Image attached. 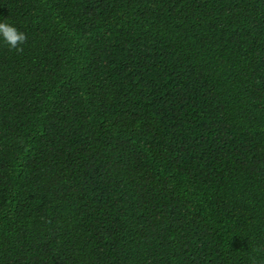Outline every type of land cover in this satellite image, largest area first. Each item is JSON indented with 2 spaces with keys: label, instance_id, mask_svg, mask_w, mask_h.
<instances>
[{
  "label": "trees",
  "instance_id": "trees-1",
  "mask_svg": "<svg viewBox=\"0 0 264 264\" xmlns=\"http://www.w3.org/2000/svg\"><path fill=\"white\" fill-rule=\"evenodd\" d=\"M0 264H264V0H0Z\"/></svg>",
  "mask_w": 264,
  "mask_h": 264
},
{
  "label": "clouds",
  "instance_id": "clouds-1",
  "mask_svg": "<svg viewBox=\"0 0 264 264\" xmlns=\"http://www.w3.org/2000/svg\"><path fill=\"white\" fill-rule=\"evenodd\" d=\"M0 42L5 44L9 51L22 53L23 45L27 42V35L5 20L0 22Z\"/></svg>",
  "mask_w": 264,
  "mask_h": 264
}]
</instances>
